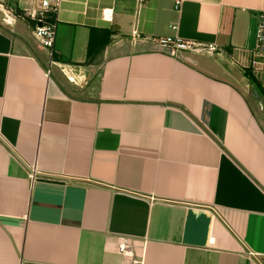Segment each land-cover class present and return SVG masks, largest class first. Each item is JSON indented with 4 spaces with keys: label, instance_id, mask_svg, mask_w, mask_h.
I'll return each instance as SVG.
<instances>
[{
    "label": "crops",
    "instance_id": "obj_1",
    "mask_svg": "<svg viewBox=\"0 0 264 264\" xmlns=\"http://www.w3.org/2000/svg\"><path fill=\"white\" fill-rule=\"evenodd\" d=\"M176 1L0 10V264H264V0Z\"/></svg>",
    "mask_w": 264,
    "mask_h": 264
},
{
    "label": "built area",
    "instance_id": "obj_2",
    "mask_svg": "<svg viewBox=\"0 0 264 264\" xmlns=\"http://www.w3.org/2000/svg\"><path fill=\"white\" fill-rule=\"evenodd\" d=\"M62 0H18L16 7L7 5L6 0H0V10L5 15V22L13 23L21 20L33 24V36L50 53L53 58L55 54V43L57 37V16L61 9ZM181 7V1H176V9ZM176 31L178 27L172 26ZM159 47L167 51L171 56L177 57L180 53H193L198 55L213 56L218 47L214 44L204 45L196 42H188L179 37H167L158 40ZM256 53L264 58V12L259 15V24L256 35ZM51 71L48 70V75ZM72 81V80H71ZM31 178H36V173H31ZM131 241L122 238L119 244V252L124 257V264H142L132 258Z\"/></svg>",
    "mask_w": 264,
    "mask_h": 264
},
{
    "label": "rangeland",
    "instance_id": "obj_3",
    "mask_svg": "<svg viewBox=\"0 0 264 264\" xmlns=\"http://www.w3.org/2000/svg\"><path fill=\"white\" fill-rule=\"evenodd\" d=\"M6 3H7V5L10 6V7H16L17 4H18V0H6ZM252 52H254V48L252 49ZM256 54H258V53H256ZM258 56H261V57L263 58L262 55H259V54H258ZM248 71H253V70L248 69Z\"/></svg>",
    "mask_w": 264,
    "mask_h": 264
},
{
    "label": "water",
    "instance_id": "obj_4",
    "mask_svg": "<svg viewBox=\"0 0 264 264\" xmlns=\"http://www.w3.org/2000/svg\"><path fill=\"white\" fill-rule=\"evenodd\" d=\"M255 93L257 94V97L259 98L260 96H259L258 92H257V91H255Z\"/></svg>",
    "mask_w": 264,
    "mask_h": 264
},
{
    "label": "trees",
    "instance_id": "obj_5",
    "mask_svg": "<svg viewBox=\"0 0 264 264\" xmlns=\"http://www.w3.org/2000/svg\"><path fill=\"white\" fill-rule=\"evenodd\" d=\"M92 41H93V37H92Z\"/></svg>",
    "mask_w": 264,
    "mask_h": 264
},
{
    "label": "bare ground",
    "instance_id": "obj_6",
    "mask_svg": "<svg viewBox=\"0 0 264 264\" xmlns=\"http://www.w3.org/2000/svg\"><path fill=\"white\" fill-rule=\"evenodd\" d=\"M71 79V78H70ZM73 79V78H72Z\"/></svg>",
    "mask_w": 264,
    "mask_h": 264
}]
</instances>
